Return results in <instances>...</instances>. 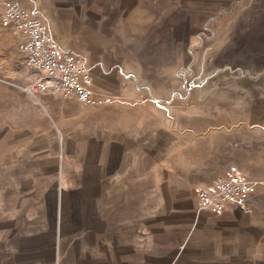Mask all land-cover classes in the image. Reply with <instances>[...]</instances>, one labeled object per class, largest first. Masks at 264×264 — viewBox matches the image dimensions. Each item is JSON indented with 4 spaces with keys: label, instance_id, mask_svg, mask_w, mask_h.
I'll return each instance as SVG.
<instances>
[{
    "label": "rangeland",
    "instance_id": "obj_1",
    "mask_svg": "<svg viewBox=\"0 0 264 264\" xmlns=\"http://www.w3.org/2000/svg\"><path fill=\"white\" fill-rule=\"evenodd\" d=\"M83 3L80 47L127 73L139 109L110 114L111 146L99 129H84L91 143L80 155L90 160L73 170L55 128L41 144L28 129L2 137L0 127V264H149L155 225L139 217L160 200L152 186L141 190V176H126L136 169L185 171L201 184L236 165L264 180V0H139L130 18L118 0L91 3L90 12ZM122 126L139 133V149L124 150Z\"/></svg>",
    "mask_w": 264,
    "mask_h": 264
},
{
    "label": "crops",
    "instance_id": "obj_2",
    "mask_svg": "<svg viewBox=\"0 0 264 264\" xmlns=\"http://www.w3.org/2000/svg\"><path fill=\"white\" fill-rule=\"evenodd\" d=\"M80 1L84 2L82 6L85 3L88 5L87 10L90 12L91 3L96 5V2L108 0H0V127L3 128L1 136L6 135L5 130L23 127L28 129L30 136H34L30 140L42 137L44 140H41V144H47V136L53 135L51 133L55 128L59 135V149L61 148L63 155L66 154L67 164L71 162L69 165L72 170V162L90 160L89 157L80 155L83 151L87 154L85 147L91 143L84 139V129H99V133L105 134V139L111 146L112 134H116L114 132L116 119L110 114L120 116L128 108L139 109V87L134 82L133 84L129 82L127 73L123 72L122 68H112L110 66L112 63L109 64L106 59L103 61L89 52L86 53L87 45L81 43L80 47L79 24L80 17H83ZM118 1L121 2V6L118 4L115 7H123L125 9L123 15L129 18L139 17V0ZM6 3H15L31 16L40 19L47 32L61 47L68 49L86 64L92 76L95 95L107 98L108 101L91 106L79 102L72 96L63 97L60 94L42 92H37L36 98L33 99L12 86L11 82L25 84L29 78H35L37 74H30L24 68L18 49L20 36L11 27L2 24ZM64 34H70L71 39ZM102 115L108 120L102 119ZM102 127L107 130L103 131ZM122 127L127 136L121 141L126 144L124 150L127 148L133 150L132 146L139 149V133L133 137L130 134L133 130L129 129V126ZM79 130L82 136L72 137L68 141L67 137ZM125 154L127 153L122 152L121 148L119 155ZM119 159L121 160L120 157ZM170 169H151L152 174H148V169H136L134 174L133 172L126 174L141 176L139 182L141 190L147 191L148 186H152V193L159 196L160 203L157 202L155 205L151 202V208H155L156 211H153L151 216L139 217V224L155 225V228L151 229V241L154 245L149 250L150 254L148 253V257H151L149 264H159L161 257L165 256L167 261L165 260L164 264H241V257H246L243 263L249 264L252 262L251 259L248 261V258H264L263 188L253 192L245 209L229 204L223 212L216 214L208 210H199L195 189L206 186L212 179L222 177L226 173L218 177L203 175L204 179L209 178L200 184V177L197 174L187 172L186 176L185 171L184 174H180L179 170ZM94 174L95 172L92 175ZM69 176L73 177L74 173H69ZM148 176L153 178L151 185ZM192 189L194 195L191 197L182 195L187 192L189 196ZM57 195L59 199V194ZM145 198L147 200V197ZM141 208L144 207L141 205L139 211ZM160 208L167 212L161 214ZM161 243L162 246L159 245Z\"/></svg>",
    "mask_w": 264,
    "mask_h": 264
},
{
    "label": "built area",
    "instance_id": "obj_3",
    "mask_svg": "<svg viewBox=\"0 0 264 264\" xmlns=\"http://www.w3.org/2000/svg\"><path fill=\"white\" fill-rule=\"evenodd\" d=\"M2 24L11 27L20 36L18 49L24 68L30 74H37L25 84H14L31 98L35 99L36 93L42 92L72 96L91 106L108 101L95 95L92 76L86 64L61 47L40 19L15 3H6ZM259 188L264 189V180L245 177L237 166L231 165L224 176L196 188L195 194L199 210L219 214L229 204L245 209L249 197Z\"/></svg>",
    "mask_w": 264,
    "mask_h": 264
}]
</instances>
